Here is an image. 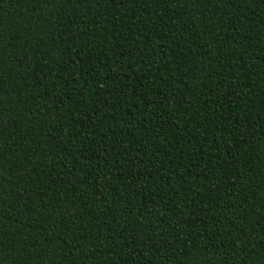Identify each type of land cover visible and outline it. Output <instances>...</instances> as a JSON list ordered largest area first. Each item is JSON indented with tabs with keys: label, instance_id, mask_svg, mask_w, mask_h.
I'll list each match as a JSON object with an SVG mask.
<instances>
[{
	"label": "trees",
	"instance_id": "16d2710c",
	"mask_svg": "<svg viewBox=\"0 0 264 264\" xmlns=\"http://www.w3.org/2000/svg\"><path fill=\"white\" fill-rule=\"evenodd\" d=\"M0 264H264V0H0Z\"/></svg>",
	"mask_w": 264,
	"mask_h": 264
}]
</instances>
